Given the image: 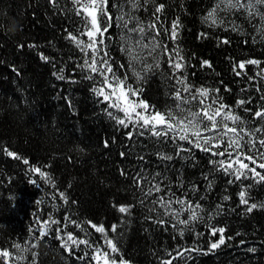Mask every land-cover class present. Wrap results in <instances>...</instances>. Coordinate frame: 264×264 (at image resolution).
<instances>
[{
    "label": "trees",
    "instance_id": "16d2710c",
    "mask_svg": "<svg viewBox=\"0 0 264 264\" xmlns=\"http://www.w3.org/2000/svg\"><path fill=\"white\" fill-rule=\"evenodd\" d=\"M159 3L165 9L157 22L161 33L158 40L167 46L170 55L162 47L152 56L144 50L141 54L147 63L159 60L161 65L145 73L143 62L130 67L131 57L122 51L127 32L118 26L116 18L122 14L119 6L122 4L123 12H129L131 3L108 0L113 23L102 47L116 62L118 74L126 75L127 83L133 87L142 86V98L157 109L177 111L178 102L172 94L183 85L169 79L172 68L168 61L170 56L175 57L173 49L179 47L185 68L177 76H185L194 86L193 91L200 87L219 89L218 93L210 92L206 103L219 96L245 121L242 126L246 130L264 126V121L253 118L254 112L264 107V73L257 75L264 68V20L259 16L248 18L240 11H220L217 18L225 23L215 26L204 17L220 0H149L134 13L142 25L155 22L153 13ZM177 18L181 27L178 41L173 42L169 35ZM233 22L239 26L236 30ZM134 25L135 21L129 27ZM84 27L72 0H58L56 7L50 0H0V250L25 257L10 264H33V253L35 264H95L91 255L78 259L92 249L80 245L69 254L55 238V231L45 238L39 237L38 220L42 222L49 216L61 222L52 225L53 230L68 224L65 216L104 225L108 237L118 243L120 255L130 264H162L176 256V250L183 251L184 258H177L172 264H264V208L257 207L249 213L239 197L245 191L249 203H264V183H257L250 173L241 180L226 175L210 161L227 157L212 156L186 141L173 139L175 133L170 134L172 138L158 139L140 135L143 130L131 125H118L108 115V111L115 110L106 111L107 103L92 91L100 86L101 78L80 67L87 57L66 39L68 31L75 35ZM79 38L85 42L88 39ZM225 39L229 43H223ZM42 55L49 58L47 62L41 59ZM249 59L261 61L260 66L246 65L243 74L237 76L236 72L241 71L237 67L239 62ZM205 60L211 67L202 65ZM134 72L146 75L147 80L141 83ZM90 76L93 78L89 79ZM182 95L191 101L182 107L200 109L198 100H192L189 93ZM241 99L250 102L237 107L236 102ZM129 131L134 134L132 139L127 136ZM5 149L21 158L6 155ZM159 154L171 155L173 159L162 160ZM36 167L48 173L51 182L31 171ZM141 170L150 179L160 173L153 183L161 182L164 191H153L152 196L145 198L140 188L146 192L150 185L133 182ZM122 172L125 174L121 175ZM230 180L233 182L229 183ZM169 190L174 193L173 200L199 203L202 207L197 211L202 219L191 222L188 228H174L176 222L163 216L165 208L152 203L158 196L167 199ZM60 192L68 197L67 204L60 199ZM225 196L229 199L225 200ZM121 205H132L131 214L120 213ZM150 208L155 210L149 211ZM180 208L179 204H172L173 210ZM158 217L168 223H156ZM188 217L184 210L179 218ZM113 224L118 225L116 232L110 230ZM213 226L226 229V243L215 250L210 245L219 240V233L211 234ZM64 231L105 248L103 236L90 227L87 235L72 224ZM17 243L28 251L20 253L13 247ZM33 244L38 246L32 248ZM0 264H5L4 258H0Z\"/></svg>",
    "mask_w": 264,
    "mask_h": 264
},
{
    "label": "snow or ice",
    "instance_id": "6c2138e0",
    "mask_svg": "<svg viewBox=\"0 0 264 264\" xmlns=\"http://www.w3.org/2000/svg\"><path fill=\"white\" fill-rule=\"evenodd\" d=\"M131 3V10L129 12H123V5L119 7L122 14L116 18L118 26L125 29L127 34L124 37L126 46L122 48L130 57V67L137 62H143L144 67L143 72L147 73L153 69L160 68L159 60H156L154 64L147 63V59L141 53L144 50L147 51L148 56H152L156 52L157 48H163L165 54H169V50L166 45H162L158 40L161 35L160 31L157 29V22L160 21V15L165 9V5L162 3L155 4V10L153 16L155 17V22L149 23L146 27L142 25L141 21L137 16L134 15L135 12L139 11L143 4H147L149 0H128ZM50 3L56 7L58 6V0H50ZM74 10L77 16H81L84 21V30L79 31L78 34H73L68 31L66 39L75 44V46L84 54L86 59L80 67L87 69L91 73L99 76L101 79L99 81L100 86L94 87L92 91L98 97H102V102L107 103V109H113L115 111H108L110 118L114 119L116 123L124 128H128L131 125L133 128L142 129L139 131L140 135L149 134L156 138H172L171 133H175L173 139H178L180 141H186L192 144L195 148L209 153L212 156L227 157V159H220L218 161H210L214 166H218V170L223 171L226 175L234 176L235 180H241L242 178L247 179L248 174H251V178L257 183H264V171H257V169L264 170V135L257 137V133L264 134V126L257 127L255 129H245L242 125L245 123L242 118L233 112L231 106L223 103L222 99L217 96L211 98V103H206L210 99V92H219V89H210L207 87L195 88L194 86L187 82L185 76H177V73H182L185 68V57L181 54L179 47L173 49L175 52V57L168 61L169 66L172 68V76L169 79H175L177 84L183 85L182 88H176L173 98L178 102L176 104L177 111L171 109L160 110L154 105H151L146 99L142 98L143 87H133L127 83L128 77L125 75L121 77L118 71L114 68L116 63L111 60L110 52L104 50L106 33L112 27L113 17L110 14L108 7V0H72ZM117 7V5H113ZM264 0H220V3L216 5L212 11L208 12L204 19L210 20L212 25L219 26L224 24L223 19H218V13L220 11H240L248 18H254L259 16L264 20ZM135 21V25L129 27V25ZM181 24L177 18L172 22L169 39L173 42H177L179 39V28ZM239 26L235 25L233 22V30H236ZM67 31V30H66ZM154 33V35L152 34ZM132 34H135L133 36ZM204 35L203 33L201 34ZM80 36H87V42L80 39ZM147 41V42H145ZM223 43L227 44L229 41L225 39ZM134 49H139L140 51H134ZM90 53V56H89ZM102 53V55H101ZM42 60L48 61V57L41 56ZM261 61L255 59H249L247 61H241L237 67L241 70L236 72V75H242L243 70L246 65H256L259 67ZM203 66L211 67V64L205 60L202 61ZM233 71H236L234 67ZM63 72V69H60ZM264 73V68L260 69L257 75ZM55 74V73H54ZM134 75L138 81L141 83L147 80L146 75H141V72H134ZM58 79H64L62 75H57ZM92 79L93 77H88ZM252 79V77H249ZM229 91V89H225ZM259 91V89H258ZM182 93H189L192 100H198L201 105L198 111L192 110V108L185 109L182 105L190 104L191 101L184 97ZM264 99V97H261ZM250 101L238 100L236 106H242ZM215 105V107H214ZM246 111H251V109H245ZM122 113V116H118L115 113ZM254 119L264 121V107L256 110L254 112ZM230 122V123H229ZM206 133H214V135H206ZM133 132L129 131L127 136L132 139ZM248 137V139H245ZM226 145V146H225ZM107 146V144L105 145ZM223 148V150H220ZM181 151H186V149L181 148ZM6 155L13 157L15 159H20L15 152L5 149ZM125 155V153H121ZM179 155V153H177ZM159 158L162 160H172L173 157L168 154H159ZM143 159V157H141ZM245 161H248L246 163ZM28 164V160L23 161ZM255 165V167H250ZM31 171L39 174V176L45 180V182H51L52 177L42 171L41 168H32ZM141 172L136 173L133 177V182L137 185L142 183L149 184L147 191L141 187L140 191L143 193L145 198L152 196L153 191L156 193H161L164 189L161 187V182L153 183L157 177H160V173H156L155 176L149 178L148 175L142 174ZM125 173H121L124 175ZM207 179V177H205ZM233 181H229L232 183ZM211 186V181H209V187ZM195 190V189H193ZM186 195V194H185ZM60 199H62L66 204L69 202L68 197L64 192L59 193ZM174 193L169 190L168 198L165 199L164 196H158L152 201V203L159 204L165 211L163 213L164 217H170L176 223L173 227L178 225H183L184 228H188L190 223L202 219L199 216L198 209H201L199 203L193 204L191 201L176 198L172 199ZM240 204L246 206L247 212H252L257 207L264 208V203H249V197L247 192L241 191L239 193ZM225 200L229 197L225 196ZM72 203H76L72 201ZM143 203V200H141ZM176 203L181 206L180 210H173L172 204ZM186 206V208H185ZM220 207L219 205L217 206ZM132 205H121L118 206V211L122 214H131ZM155 209L150 208L149 211H154ZM187 210L189 213L188 219H180V214L182 211ZM64 220L68 224H72L75 228L84 231L87 235V227L94 229L95 232L100 233L103 236V243L105 248L102 250L99 244H94L86 238H78L71 231H64L68 224H65L63 228L57 227L54 230L52 225H59L61 222L49 216L48 219L42 222L38 220L40 224L39 237L45 238L49 236L53 231H55V238L60 241V246L64 248L69 254H73V249H78L80 245H84L86 248L92 249V252H85L84 256L78 257V259H85L91 255V260L95 261V264H130L129 261L124 259L120 255V248L118 243L114 241L113 238H109L107 235V230L104 225H97L90 220L78 221L73 220L70 216H65ZM161 225L167 224L166 219L158 217L155 221ZM85 225L87 227H85ZM118 225L113 224L111 226V231L116 232ZM190 230V229H189ZM211 234L216 236L219 233V240L211 243V250L219 248L221 245L226 243L224 227H211ZM63 233V235H61ZM184 230H180V235L183 236ZM227 239H232V237H227ZM38 245H31L32 248ZM13 247L17 249L20 253L28 251V249L22 247L21 244H14ZM185 251H199V249H186ZM254 251V249H250ZM33 264H35V256L33 253ZM119 255V259L116 256ZM171 255V253H169ZM0 258H4L5 264H10L12 260H23L25 257L21 254L16 257L14 254L5 249L0 250ZM180 258H184V252L176 250V256L172 257L171 260H165L162 264H172V261Z\"/></svg>",
    "mask_w": 264,
    "mask_h": 264
}]
</instances>
